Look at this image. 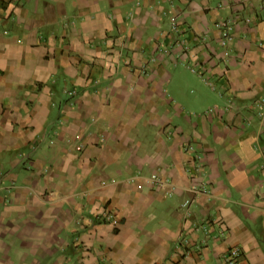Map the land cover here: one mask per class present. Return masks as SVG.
Listing matches in <instances>:
<instances>
[{"label":"crops","instance_id":"obj_1","mask_svg":"<svg viewBox=\"0 0 264 264\" xmlns=\"http://www.w3.org/2000/svg\"><path fill=\"white\" fill-rule=\"evenodd\" d=\"M236 245L264 264V0H0V264Z\"/></svg>","mask_w":264,"mask_h":264},{"label":"built area","instance_id":"obj_2","mask_svg":"<svg viewBox=\"0 0 264 264\" xmlns=\"http://www.w3.org/2000/svg\"><path fill=\"white\" fill-rule=\"evenodd\" d=\"M177 17H173V25L174 27L178 28L177 22H178ZM155 176L152 177L154 179ZM222 264H250L248 259L245 257L243 249L236 245L233 246L229 252L225 253L223 255V263Z\"/></svg>","mask_w":264,"mask_h":264}]
</instances>
